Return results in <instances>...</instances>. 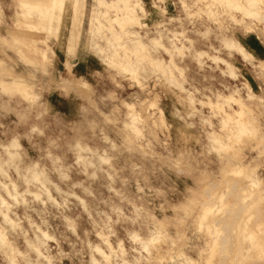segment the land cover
Instances as JSON below:
<instances>
[{
	"label": "clouds",
	"instance_id": "1",
	"mask_svg": "<svg viewBox=\"0 0 264 264\" xmlns=\"http://www.w3.org/2000/svg\"><path fill=\"white\" fill-rule=\"evenodd\" d=\"M166 3L36 0L0 34V264H264V63L236 39L264 0Z\"/></svg>",
	"mask_w": 264,
	"mask_h": 264
},
{
	"label": "rangeland",
	"instance_id": "2",
	"mask_svg": "<svg viewBox=\"0 0 264 264\" xmlns=\"http://www.w3.org/2000/svg\"><path fill=\"white\" fill-rule=\"evenodd\" d=\"M36 2V0H6L7 5H11V7H6L4 11V18L6 23L4 25H0V34L7 35V27L13 25V23H19L18 20L23 21L29 19L34 11H37L32 7V5ZM145 11L152 13L153 20H159V16L157 15V9L153 8L152 0H143ZM91 4V0H89V5ZM166 12L169 18H175L180 13L178 11V4L174 3V0H167L165 4ZM86 19L91 16V7H87L85 10ZM150 23V22H149ZM27 30V29H25ZM236 39L241 47L252 56L253 60L257 63H264V32L253 29L248 31L246 34L243 31H238L236 33ZM11 54V53H10ZM242 61V57L240 58ZM238 67L240 65H237ZM249 67H251L249 65ZM260 72V69L257 68L253 71L246 72L245 78L249 85L252 88V92L255 95L260 94L259 88V80L257 78V74ZM167 116V113H165ZM25 146H27L25 144ZM242 170H236L235 174L237 176L241 175ZM212 209L208 208L206 210V216L211 215ZM241 230L244 235L247 237V242L249 245L256 243V235L253 225L248 223L246 226L241 225ZM65 250H67V245H64ZM243 259L242 257H240ZM64 264H68L66 260Z\"/></svg>",
	"mask_w": 264,
	"mask_h": 264
},
{
	"label": "crops",
	"instance_id": "3",
	"mask_svg": "<svg viewBox=\"0 0 264 264\" xmlns=\"http://www.w3.org/2000/svg\"><path fill=\"white\" fill-rule=\"evenodd\" d=\"M25 21H26V19L24 18L22 22H25ZM18 22L21 23V20H18Z\"/></svg>",
	"mask_w": 264,
	"mask_h": 264
},
{
	"label": "bare ground",
	"instance_id": "4",
	"mask_svg": "<svg viewBox=\"0 0 264 264\" xmlns=\"http://www.w3.org/2000/svg\"><path fill=\"white\" fill-rule=\"evenodd\" d=\"M211 213V212H210Z\"/></svg>",
	"mask_w": 264,
	"mask_h": 264
}]
</instances>
